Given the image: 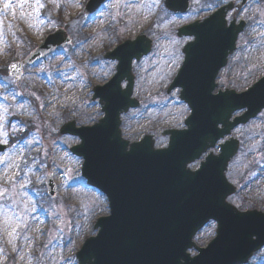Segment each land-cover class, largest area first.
<instances>
[{
  "label": "rangeland",
  "instance_id": "obj_1",
  "mask_svg": "<svg viewBox=\"0 0 264 264\" xmlns=\"http://www.w3.org/2000/svg\"><path fill=\"white\" fill-rule=\"evenodd\" d=\"M86 1L40 0L44 7L37 13L35 0H0V68H5L0 75V145L5 146L0 189L7 190L0 195V264H77V250L96 234V219L108 215L105 197L85 184L82 159L70 152L79 139L58 133L66 122L90 126L102 117L97 100H91L92 87L104 84L116 64L104 53L138 35L152 40L150 53L132 63L138 107L121 115L120 130L129 142L150 135L155 148H164L162 132L182 129L189 114L178 89L166 93L181 64V48L190 40L176 37L179 26L232 2L227 21L243 20L246 26L218 74L217 89L239 93L264 75V0L243 5L241 0H189V10L172 17L162 0H107L91 15L83 13ZM57 29L71 39L68 45L23 66L16 81L8 75L9 65L23 59L22 51L27 56ZM231 136L239 148L225 171L236 187L227 202L264 213V110ZM209 152L216 155L218 146ZM203 158L189 168L195 170ZM47 179L55 186L53 198L46 193ZM214 234L215 223L209 222L193 242L205 247ZM247 264H264V248Z\"/></svg>",
  "mask_w": 264,
  "mask_h": 264
},
{
  "label": "water",
  "instance_id": "obj_2",
  "mask_svg": "<svg viewBox=\"0 0 264 264\" xmlns=\"http://www.w3.org/2000/svg\"><path fill=\"white\" fill-rule=\"evenodd\" d=\"M104 1L89 0L84 13H94ZM163 4L175 14L189 8V0H163ZM231 8V3L224 5L204 20L177 30V36L193 40L182 48L184 58L167 93L179 88V99L190 114L184 129L163 132L168 136L166 148L155 149L150 136L129 143L119 129L120 114L138 106L131 98V63L150 52L151 41L144 35L105 54L117 66L107 83L92 90V100L98 99L103 117L92 126L76 127L70 122L60 128V134L80 139L70 150L82 157L81 175L88 186L107 197L110 210L109 216L96 221L97 235L87 238L76 253L78 264H245L264 246V214L240 212L226 202L235 188L224 172L238 141L229 137L219 145L218 155L208 154L195 171L187 168L233 128L264 109V76L244 92L225 89L213 94L217 74L245 26L235 20L227 26L225 16ZM69 42L64 31L57 30L27 59L11 66L10 74H19L22 64H32ZM46 184L53 197L52 181ZM209 220L217 224L216 235L205 248H197L192 236ZM192 247L198 252L194 257L187 253Z\"/></svg>",
  "mask_w": 264,
  "mask_h": 264
},
{
  "label": "snow or ice",
  "instance_id": "obj_3",
  "mask_svg": "<svg viewBox=\"0 0 264 264\" xmlns=\"http://www.w3.org/2000/svg\"><path fill=\"white\" fill-rule=\"evenodd\" d=\"M35 5H36V7H35V11L38 13L39 12V10L41 9V8H43L44 7V5L40 2V0H35ZM4 7L5 8H9V7H11V4L10 3H6L5 5H4ZM13 67H15V65H13ZM5 99H6V97H5ZM0 143H3V141H0ZM7 190L6 189H0V195H2L4 192H6Z\"/></svg>",
  "mask_w": 264,
  "mask_h": 264
}]
</instances>
